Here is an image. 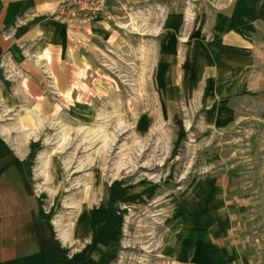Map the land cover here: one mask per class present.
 <instances>
[{
  "label": "rangeland",
  "instance_id": "rangeland-1",
  "mask_svg": "<svg viewBox=\"0 0 264 264\" xmlns=\"http://www.w3.org/2000/svg\"><path fill=\"white\" fill-rule=\"evenodd\" d=\"M256 6L111 0L85 17L62 0L50 13L43 79L5 90L40 217L71 264L189 260L208 221H231V247L262 238L264 17L244 50L222 39V17Z\"/></svg>",
  "mask_w": 264,
  "mask_h": 264
},
{
  "label": "crops",
  "instance_id": "crops-1",
  "mask_svg": "<svg viewBox=\"0 0 264 264\" xmlns=\"http://www.w3.org/2000/svg\"><path fill=\"white\" fill-rule=\"evenodd\" d=\"M60 1L0 0V264H71L57 246L48 220L40 217L30 176L12 132L17 107L5 90L9 84L18 92L30 94L31 89L37 87L36 83L43 79L33 73V68L39 62L49 64L48 54L44 52L46 43L40 38L44 36L43 27L50 13ZM235 2L263 3L264 0ZM105 15L101 14L94 22L84 21L80 29L84 34L95 31L94 34L99 35ZM263 17L260 6L250 11L230 10L229 15L222 17L226 19L222 39L233 49L244 50L246 35L261 32ZM216 22L219 25V21ZM40 42L43 43L41 50ZM230 222L208 221L206 230L202 224L197 227V223L199 233H192V238L196 236L197 240L209 244L206 247L197 245L189 260L180 257L175 263L264 264V233L259 241L244 240L231 247Z\"/></svg>",
  "mask_w": 264,
  "mask_h": 264
},
{
  "label": "built area",
  "instance_id": "built-area-1",
  "mask_svg": "<svg viewBox=\"0 0 264 264\" xmlns=\"http://www.w3.org/2000/svg\"><path fill=\"white\" fill-rule=\"evenodd\" d=\"M108 1L111 0H65L71 12L85 17L102 13Z\"/></svg>",
  "mask_w": 264,
  "mask_h": 264
},
{
  "label": "bare ground",
  "instance_id": "bare-ground-1",
  "mask_svg": "<svg viewBox=\"0 0 264 264\" xmlns=\"http://www.w3.org/2000/svg\"><path fill=\"white\" fill-rule=\"evenodd\" d=\"M130 24V27L131 28H134V23H133V20H132V22L131 23H129ZM65 137V136H64ZM63 139V138H62ZM61 245H62V243H61Z\"/></svg>",
  "mask_w": 264,
  "mask_h": 264
}]
</instances>
